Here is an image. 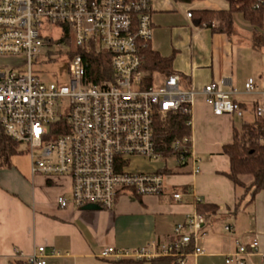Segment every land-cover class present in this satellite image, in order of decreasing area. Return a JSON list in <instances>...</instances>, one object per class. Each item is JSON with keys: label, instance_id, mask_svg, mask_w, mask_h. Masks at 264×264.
I'll return each instance as SVG.
<instances>
[{"label": "built area", "instance_id": "2783aa9c", "mask_svg": "<svg viewBox=\"0 0 264 264\" xmlns=\"http://www.w3.org/2000/svg\"><path fill=\"white\" fill-rule=\"evenodd\" d=\"M54 29L62 33L59 40L50 33ZM152 35V0H0V128L28 146L32 175L70 180L69 196L57 198L61 208L97 204L110 209L125 192L161 195L166 189L164 174L131 171V158L178 165L193 158L191 135L175 139L171 145L175 152L168 156L158 148L157 119L184 112L190 115L191 127L197 92L181 88L176 73L161 74L157 84L153 73L149 85L144 62ZM62 41L69 45V82L46 83L33 72V61L42 52L52 55ZM103 54L110 61L106 70L97 60ZM103 74L112 78H102ZM245 86L248 92L256 89L253 78ZM202 93L216 114L243 116L240 103L216 83L206 85ZM256 113L264 116V102ZM34 150L40 154L35 156ZM174 197L180 199L181 194ZM205 221L204 213L190 214L174 227L166 244L107 246L101 256L136 260L174 256L176 264H185L189 253L205 252L201 245ZM225 229L233 230L231 225ZM258 249L257 237L236 239L226 262L246 264V256ZM58 254L40 245L24 259L48 264L47 258Z\"/></svg>", "mask_w": 264, "mask_h": 264}, {"label": "crops", "instance_id": "0c3cea01", "mask_svg": "<svg viewBox=\"0 0 264 264\" xmlns=\"http://www.w3.org/2000/svg\"><path fill=\"white\" fill-rule=\"evenodd\" d=\"M229 7L228 0H152L150 47L162 56L173 55L172 70L180 76L181 88L197 92L191 112L193 158L183 166L166 160L155 171L165 176L164 193L125 192L110 209L61 208L57 198L69 196L68 178L32 175L31 167L23 171L12 163L0 169V264L10 263L17 255H31L40 245L48 252H59L47 258L48 264H117L115 257L101 256L102 248L166 244L173 238L174 227L198 212L200 203L214 205L216 210L204 213L206 235L201 245L205 252L189 253L185 264H235L226 262L235 250V240L253 237L258 238L259 249L247 255L245 262L264 264V190L251 199L246 189L252 184L251 175L243 178L245 185L235 184L227 176L230 157L224 152L235 130L253 121L254 104L264 102V20L255 27L237 12L228 34L188 16L189 12ZM219 23L216 15L213 24ZM249 78L255 81L252 92L245 86ZM210 83L239 102L243 116L216 114L202 93ZM175 193L181 198L176 199ZM226 225L233 230L227 231Z\"/></svg>", "mask_w": 264, "mask_h": 264}, {"label": "trees", "instance_id": "16d2710c", "mask_svg": "<svg viewBox=\"0 0 264 264\" xmlns=\"http://www.w3.org/2000/svg\"><path fill=\"white\" fill-rule=\"evenodd\" d=\"M191 2L193 0H177ZM230 7L228 10L218 12L211 10L194 11L191 15L196 16L200 23H207L213 31H223L231 34L233 28V15L237 12L244 14L246 19L255 27L261 26L264 20V0H228ZM216 15L220 19L217 27L214 26ZM93 56H96L93 54ZM98 63L100 61L105 65L110 61L107 54L97 55ZM173 55L162 56L150 46L145 50L144 69L147 71V81L152 84V74L161 72L166 75L174 73L172 70ZM112 78L111 74H103L102 78ZM95 78V80H98ZM258 104H254L253 121H245L241 131L234 133L233 142L224 146V152L230 157V172L227 176L239 185H245L243 178L251 175L253 180L250 186H247V193L251 199L264 190V116L256 113ZM241 107H243L241 105ZM190 115L184 112H174L164 118H158L156 121V139L158 148L165 155L173 154L172 143L177 138H184L190 135L191 127L187 124ZM20 143L11 139L3 130L0 132V169L12 165V157L17 154ZM183 166V165H181ZM216 206L203 203L199 204L198 212H215ZM177 258L174 256H159L150 259L136 260L132 258H121L116 260L117 264H176ZM11 264H29V262L17 257L10 262Z\"/></svg>", "mask_w": 264, "mask_h": 264}, {"label": "rangeland", "instance_id": "374dc122", "mask_svg": "<svg viewBox=\"0 0 264 264\" xmlns=\"http://www.w3.org/2000/svg\"><path fill=\"white\" fill-rule=\"evenodd\" d=\"M55 40L61 38V31L59 29H54L50 32ZM13 58H7L5 61L11 62ZM70 61L69 45L62 41L59 50H56L52 55H48L42 52L34 61L32 65L33 72L44 82H54L68 84L69 73H68V63ZM23 67H26L24 65ZM21 69V68H17ZM154 83L157 84L161 80V74L159 72H154ZM65 102V103H64ZM63 103L66 106L67 101ZM63 104V107H64ZM19 152L12 157V163L19 166L23 171H28L31 167V152L28 146L24 143L19 145ZM33 154L35 156L40 154L39 150H34ZM170 164V162L168 163ZM166 165V160L164 159H148L142 156H135L131 158L129 169L134 172H155L159 168ZM171 165V164H170ZM28 174V173H27Z\"/></svg>", "mask_w": 264, "mask_h": 264}, {"label": "water", "instance_id": "95a60500", "mask_svg": "<svg viewBox=\"0 0 264 264\" xmlns=\"http://www.w3.org/2000/svg\"><path fill=\"white\" fill-rule=\"evenodd\" d=\"M84 210H101L102 208L97 204H86L81 207Z\"/></svg>", "mask_w": 264, "mask_h": 264}]
</instances>
